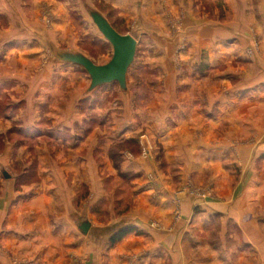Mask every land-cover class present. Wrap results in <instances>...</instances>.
Masks as SVG:
<instances>
[{
  "label": "crops",
  "instance_id": "crops-1",
  "mask_svg": "<svg viewBox=\"0 0 264 264\" xmlns=\"http://www.w3.org/2000/svg\"><path fill=\"white\" fill-rule=\"evenodd\" d=\"M111 1L167 30L162 0ZM178 1L188 54L164 97L140 110L119 87L110 117L107 91L56 56L84 54L62 0H0V264H264V0ZM145 126L148 156L126 147Z\"/></svg>",
  "mask_w": 264,
  "mask_h": 264
},
{
  "label": "rangeland",
  "instance_id": "rangeland-1",
  "mask_svg": "<svg viewBox=\"0 0 264 264\" xmlns=\"http://www.w3.org/2000/svg\"><path fill=\"white\" fill-rule=\"evenodd\" d=\"M176 1V2H175ZM63 4L65 5L66 12L70 14L69 21H68V28L69 29H75L74 33L69 34V36H74L75 38L80 39L79 42L77 41L78 50H81L87 57H89L91 60H93L98 65H105L109 63L113 57V47L111 44L103 37V35L99 32L97 27L94 25L90 15H89V9L98 10L103 13L104 16L108 17L109 21L113 26L117 27L121 34H135L137 35L138 40L141 43V46L138 47L137 55L135 62L129 69L128 73V87L129 90L131 89V92L129 91V95L135 103V108L138 105L140 110H142L143 107L147 109L146 106L150 104L152 101L163 98L164 95L162 94V89L165 87V85L170 81L171 72H174L170 70L172 68V62L173 59H179L180 55H184L185 53L188 54L187 44L181 43L183 40L181 38V35L184 34L183 31L180 29L183 26V16L177 15V16H171L169 15L170 6L166 5L168 3V0H162L160 5L158 6L160 9H162V12L166 16V20L169 21L168 26H166L167 30L161 27L157 30L155 26L153 25L152 21L147 20V16H143L142 23L139 22H126L122 17V13L113 10L111 7V3H113L111 0H62ZM173 4L177 5L179 4L178 0H172ZM69 3V4H68ZM177 3V4H176ZM205 3V2H204ZM65 10V9H64ZM207 11H210L207 9ZM171 13V12H170ZM173 15V14H172ZM45 16L53 17V11L49 8H45ZM153 25V26H152ZM147 39H153L154 41L157 40L161 43L160 47L155 48H148L146 44ZM166 40L171 41V43L167 44ZM172 41H181V42H172ZM74 49V48H73ZM76 50V48L74 49ZM194 54V53H193ZM164 59V60H162ZM177 71L181 70V65H179V60L177 61ZM174 63V62H173ZM77 72H81L83 74H86L87 72L77 66L75 67ZM119 85L118 83H112L109 85L102 86L98 89V91H102V93H105L107 91V94L105 95V105L102 106L103 109L108 110V116L111 117L113 111L110 110L112 105H115V101L117 98H120L118 93ZM79 110L85 112V105L81 104L79 106ZM115 110V109H114ZM148 113L141 112L142 115H147ZM146 118V117H145ZM86 119H90V117H87V115H83L81 118H78V120H81V124L79 123L75 130V135H84L82 132V129H80V125L83 126V121H86ZM124 120V119H120ZM88 121V120H87ZM86 121V122H87ZM119 121V119H118ZM117 121V122H118ZM143 118L140 119V123H143ZM142 126H140L141 128ZM7 129V127L5 128ZM223 131L228 130L227 127L222 128ZM8 130H11L14 133V130L12 127H9ZM7 130V131H8ZM132 130V129H131ZM259 130V129H256ZM255 130V131H256ZM134 132V131H131ZM15 134V133H14ZM64 136V135H63ZM133 137L132 139H138L135 140L133 143V146H126L129 150L134 149L135 152L143 154L144 156L150 155L152 152L151 146L149 144L145 145L143 144L142 140L145 141V139H160L159 137H153L147 133L146 126L140 130L139 134L133 133L131 134ZM2 139V136H0ZM137 137V138H136ZM257 137V138H256ZM10 139L16 140L18 139L17 136L10 135ZM118 138V137H117ZM244 135L242 137L241 143L257 139L260 140V134L256 133L253 134L249 139H243ZM238 140V139H237ZM0 146L3 147V143L0 140ZM125 147V148H126ZM116 153L117 151L124 150L122 148L113 149ZM146 150V152H145ZM124 150L123 152H125ZM124 154V153H123ZM124 179V178H123ZM122 178L119 179V183H123V181L126 180V178L123 180ZM189 188L188 190L190 193L199 199H208L210 195L212 196L211 187L208 186L206 189H197L195 186H186ZM186 187H182L180 189V192H185L187 189ZM124 197V200L128 201L131 198V194L129 192H117L116 196L118 197Z\"/></svg>",
  "mask_w": 264,
  "mask_h": 264
},
{
  "label": "water",
  "instance_id": "water-1",
  "mask_svg": "<svg viewBox=\"0 0 264 264\" xmlns=\"http://www.w3.org/2000/svg\"><path fill=\"white\" fill-rule=\"evenodd\" d=\"M89 15L103 37L113 47V57L105 65H98L89 57L79 52L56 51L59 62L82 67L91 79L90 91L105 85L118 83L124 92L128 90V73L136 59L138 40L132 35L118 32L111 22L101 12L90 9ZM91 228L90 222L80 225V230L87 234Z\"/></svg>",
  "mask_w": 264,
  "mask_h": 264
},
{
  "label": "trees",
  "instance_id": "trees-1",
  "mask_svg": "<svg viewBox=\"0 0 264 264\" xmlns=\"http://www.w3.org/2000/svg\"><path fill=\"white\" fill-rule=\"evenodd\" d=\"M128 233H129L128 230H123L120 233H118L117 235H115L112 239V244H115V243L119 242L120 240H122Z\"/></svg>",
  "mask_w": 264,
  "mask_h": 264
},
{
  "label": "built area",
  "instance_id": "built-area-1",
  "mask_svg": "<svg viewBox=\"0 0 264 264\" xmlns=\"http://www.w3.org/2000/svg\"><path fill=\"white\" fill-rule=\"evenodd\" d=\"M145 152H146V150H145Z\"/></svg>",
  "mask_w": 264,
  "mask_h": 264
}]
</instances>
